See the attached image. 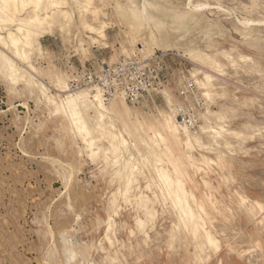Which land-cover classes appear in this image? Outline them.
I'll return each mask as SVG.
<instances>
[{
	"label": "rangeland",
	"instance_id": "obj_1",
	"mask_svg": "<svg viewBox=\"0 0 264 264\" xmlns=\"http://www.w3.org/2000/svg\"><path fill=\"white\" fill-rule=\"evenodd\" d=\"M69 1L70 25L35 37L26 62L0 44L35 76L13 83L0 54V264H264V0H155L140 30L126 0H93L87 10ZM81 13L104 34L92 39ZM28 14L32 7L20 13ZM151 31L162 41H151ZM139 49L171 53L168 93L125 108L148 136L123 132L127 146L91 157V149L110 147L109 129L85 135L49 97L60 104L71 72L79 76L93 58L114 62ZM190 79L201 107L189 129L197 141L187 147L176 115ZM162 114L174 116L182 139L171 151L155 134ZM89 138L102 140L90 147ZM130 155L131 185L118 172ZM164 172L184 183L185 200L203 217L197 235L179 220Z\"/></svg>",
	"mask_w": 264,
	"mask_h": 264
},
{
	"label": "bare ground",
	"instance_id": "obj_2",
	"mask_svg": "<svg viewBox=\"0 0 264 264\" xmlns=\"http://www.w3.org/2000/svg\"><path fill=\"white\" fill-rule=\"evenodd\" d=\"M68 1L69 0H0V30L3 32L6 31V35H3L2 33H0V44H2L3 46L7 45L9 48H11L13 50V53L18 58L20 57L22 59L23 58L27 59L29 51H27L26 48L29 46L30 48H32L31 46H33L35 37L49 33L50 30L53 28L54 24L56 23L59 25L58 28L60 30H63L65 26L69 24V22L71 21V18L74 17V16L73 17L70 16V14L73 15L72 14L73 11L69 14L63 8V6L66 3H68ZM73 1L76 3L77 6L81 5L79 8L83 7L84 10L85 9L87 10L88 4H92L91 2L93 0H73ZM126 1L128 2L129 8H130L129 10L131 14L133 15L131 16L133 17V21L131 22L132 23L131 25L137 26L140 30L141 25L144 22L143 13L149 11L152 5H156V2L155 0H143L144 3L142 5H138L140 4V3L137 4L138 0H126ZM26 7H32L33 14H30V15L28 14L22 17L20 13L26 10ZM74 7L72 8L74 9ZM98 12L99 10H96V9L93 10V13L95 14H97ZM120 13L123 14L124 12L123 13L120 12ZM124 14L126 15L127 13H124ZM85 15H83L82 13L80 15L81 16L80 24L83 25V30L85 28L88 33H91L92 39L97 38L96 36H94V33L97 34V32H100L101 35L104 34V31L102 29H100L99 31V27L93 23H90ZM127 22L130 23V21H127ZM160 22L158 23L162 24ZM158 23L156 24L158 25ZM152 24L154 23L152 22ZM163 28L164 27L161 26L158 29L160 30ZM159 32H160L159 35L154 34L152 32L153 34L150 38L151 41L155 43L162 41L163 39V37L161 36L162 32L161 31ZM1 56L4 59L5 64L8 65L7 69H8L10 78L13 81V83H18L21 80H31L32 77L35 78L33 74H29V76H27L25 73H23L22 68L16 62H14V60L8 55L1 54ZM202 60L203 59H201V61ZM202 63L212 64V60L209 58H206L203 60ZM33 66H32V69H33ZM204 78L207 80V82L211 81V76L207 73L204 74ZM196 82L200 83L201 85L207 84L206 82L201 81L199 78H196ZM67 85H68V82L65 83V87L63 91H65V89L67 88ZM44 88L46 87L44 86ZM49 101L55 105H58L59 108L62 110V112L65 114V116L69 117L78 128L83 130L85 135H90L94 129H100L101 131L107 128L109 129L108 137L110 141V147L109 148L97 147L95 149H91L90 151L91 157L98 156L101 153H104L105 155H107L110 150H116L119 145L127 146L129 144V140L125 138L123 132L133 137L134 135L138 136V134L139 135L141 134L142 136L143 135L148 136L149 131H150V129L144 126L143 123L136 117L132 123L131 117L134 118V116L131 111L128 112L125 110L127 103L125 102L123 98L115 99L113 100L114 102L112 101L106 102L103 99L99 91H96L94 94H91L88 90H80L76 93L67 94L64 98L61 99L60 104L56 96L49 97ZM93 112L97 116L95 120H93L92 118ZM162 115H163L162 119L157 120L158 130L155 131V134L162 141V145L164 149L166 151H171V144L172 143L176 145L180 144L182 139L179 136L178 127L174 122V116L171 114H162ZM90 120H93L91 124L89 122ZM116 121L120 123L122 127H119ZM216 132L218 134L220 133L218 131ZM184 135H185L184 144L187 147L192 146L193 140L197 141V138L192 136L191 132L187 130L186 128L184 129ZM97 140H95L94 138H89V139H86V142L89 144L90 147H92V145H94ZM120 159H123V157L116 156L115 163H118ZM132 159H133V155H130L128 159H124L123 160L124 166L118 171L120 174L129 177V185H131L134 182L133 174L136 168V166L132 163ZM156 161L159 162V158H156ZM210 162L214 163V161H210ZM158 165L160 166V163H158ZM157 170L159 172L161 171V169L158 167H157ZM162 179L164 180L166 184H168V193L172 197V201L175 203V205L179 209V218H180L179 220L185 224L190 225L189 228H191L192 233L194 235H197L202 229V227H204L205 221L203 217L195 211L193 206L188 201L185 200L186 194L188 193V191L185 188L184 183L181 180H174L173 178H171L170 175H168L165 172L162 173ZM149 202L150 200L146 199L145 201H142L141 203L142 207L146 210L147 213L152 212V210L148 206ZM139 222L142 223V220H140ZM205 236L209 243L213 242V238L211 237L209 232H207ZM215 243L217 244L216 241Z\"/></svg>",
	"mask_w": 264,
	"mask_h": 264
},
{
	"label": "built area",
	"instance_id": "obj_3",
	"mask_svg": "<svg viewBox=\"0 0 264 264\" xmlns=\"http://www.w3.org/2000/svg\"><path fill=\"white\" fill-rule=\"evenodd\" d=\"M170 54L156 55L139 49L122 55L117 61L102 64L97 69L87 68L71 78L65 92L99 91L106 102L123 98L136 106L151 94L166 92L168 67L165 59ZM179 92L184 106L178 109L176 120L181 128L194 129L198 123L197 110L201 107L196 82L187 80Z\"/></svg>",
	"mask_w": 264,
	"mask_h": 264
},
{
	"label": "crops",
	"instance_id": "obj_4",
	"mask_svg": "<svg viewBox=\"0 0 264 264\" xmlns=\"http://www.w3.org/2000/svg\"><path fill=\"white\" fill-rule=\"evenodd\" d=\"M92 61V62H91ZM89 62H91L90 64H89V66H91V67H93V68H99L102 64H105V63H110L111 61H107V60H101V59H95V58H93L92 60H90ZM71 69L70 70H73V65H71V63H68L67 64ZM85 69H82V72L84 71ZM81 72V73H82ZM72 74H71V77L69 78V80L71 79V78H73V77H75V76H77V75H75V73H74V71L73 72H71ZM68 80V81H69ZM89 92H91V91H89ZM165 93H168V89H166V92ZM155 95H158V94H151V95H149V96H147L141 103H139L138 105H141V104H143V103H145L146 101H150V100H152L153 99V97L155 96ZM127 104H129L127 101H125ZM129 105H131V104H129ZM156 105V104H155ZM134 106V105H133ZM137 106V105H136Z\"/></svg>",
	"mask_w": 264,
	"mask_h": 264
}]
</instances>
